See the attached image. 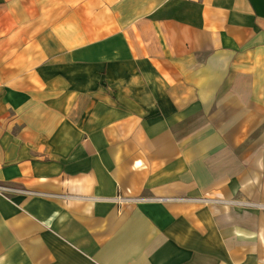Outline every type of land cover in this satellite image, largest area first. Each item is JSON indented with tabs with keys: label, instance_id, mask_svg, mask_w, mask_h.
<instances>
[{
	"label": "crops",
	"instance_id": "0c3cea01",
	"mask_svg": "<svg viewBox=\"0 0 264 264\" xmlns=\"http://www.w3.org/2000/svg\"><path fill=\"white\" fill-rule=\"evenodd\" d=\"M0 264H264V0H0Z\"/></svg>",
	"mask_w": 264,
	"mask_h": 264
},
{
	"label": "rangeland",
	"instance_id": "374dc122",
	"mask_svg": "<svg viewBox=\"0 0 264 264\" xmlns=\"http://www.w3.org/2000/svg\"><path fill=\"white\" fill-rule=\"evenodd\" d=\"M118 197H120L121 198V200H119V201H121V202H123V201H126L127 199H125V198H122L121 196H117V198ZM116 201H118L117 199H116Z\"/></svg>",
	"mask_w": 264,
	"mask_h": 264
},
{
	"label": "built area",
	"instance_id": "2783aa9c",
	"mask_svg": "<svg viewBox=\"0 0 264 264\" xmlns=\"http://www.w3.org/2000/svg\"><path fill=\"white\" fill-rule=\"evenodd\" d=\"M116 199H117L118 201H119V200H121V198H120V197H118V198H116Z\"/></svg>",
	"mask_w": 264,
	"mask_h": 264
}]
</instances>
